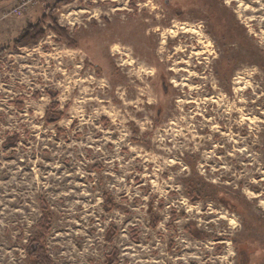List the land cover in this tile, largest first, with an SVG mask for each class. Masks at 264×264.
<instances>
[{"label":"rangeland","instance_id":"374dc122","mask_svg":"<svg viewBox=\"0 0 264 264\" xmlns=\"http://www.w3.org/2000/svg\"><path fill=\"white\" fill-rule=\"evenodd\" d=\"M19 1L0 0V264H31L43 217L53 264H264V0Z\"/></svg>","mask_w":264,"mask_h":264},{"label":"trees","instance_id":"16d2710c","mask_svg":"<svg viewBox=\"0 0 264 264\" xmlns=\"http://www.w3.org/2000/svg\"><path fill=\"white\" fill-rule=\"evenodd\" d=\"M71 2L72 0H59L57 4L66 5ZM59 31L62 33L63 36L67 35L66 29L60 28ZM43 36H44V31L42 30L40 23L36 25H29L25 29L21 37L16 41V44L26 46L31 43H37L39 39H41ZM191 189H192V192L194 193V196L192 197V201L195 202L196 200H198L196 186L191 185ZM49 225H50L49 218L43 217L40 221V224L38 225L42 232V235L39 236L36 240L32 241L29 247V250H28V255L31 259V264H53L51 259L47 256V253L41 244V240L45 239L46 236L49 234V229H48ZM194 234H197L196 231H194ZM241 257H243V254H241ZM246 259L247 260L243 262V264H248V258Z\"/></svg>","mask_w":264,"mask_h":264},{"label":"built area","instance_id":"2783aa9c","mask_svg":"<svg viewBox=\"0 0 264 264\" xmlns=\"http://www.w3.org/2000/svg\"><path fill=\"white\" fill-rule=\"evenodd\" d=\"M44 1L45 0H20L18 6L15 7L9 15H21Z\"/></svg>","mask_w":264,"mask_h":264}]
</instances>
